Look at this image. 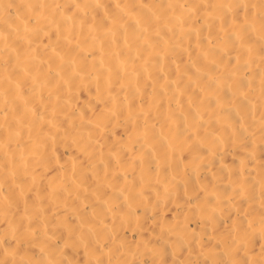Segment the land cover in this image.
<instances>
[{
    "label": "bare ground",
    "instance_id": "6f19581e",
    "mask_svg": "<svg viewBox=\"0 0 264 264\" xmlns=\"http://www.w3.org/2000/svg\"><path fill=\"white\" fill-rule=\"evenodd\" d=\"M0 264H264V0H0Z\"/></svg>",
    "mask_w": 264,
    "mask_h": 264
}]
</instances>
